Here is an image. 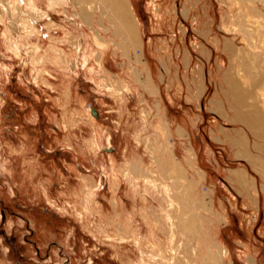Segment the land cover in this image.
Segmentation results:
<instances>
[{"label":"rangeland","instance_id":"1","mask_svg":"<svg viewBox=\"0 0 264 264\" xmlns=\"http://www.w3.org/2000/svg\"><path fill=\"white\" fill-rule=\"evenodd\" d=\"M124 1L0 0V264H264V0Z\"/></svg>","mask_w":264,"mask_h":264},{"label":"bare ground","instance_id":"2","mask_svg":"<svg viewBox=\"0 0 264 264\" xmlns=\"http://www.w3.org/2000/svg\"><path fill=\"white\" fill-rule=\"evenodd\" d=\"M13 3L14 0H12V2L9 0L7 5L12 6ZM109 11L111 21L115 26L116 32L124 35L125 39L129 40L132 46L138 49L137 22L132 16L129 5L124 0H112ZM82 17L84 19H88L89 12L84 10ZM225 48L226 50L235 51L234 44L232 43H225ZM249 78L250 81L253 82V76L249 74ZM223 79L224 82L228 84V90H230L232 97L236 103L239 104V107L246 109V112H244L239 107H236V117L240 122L246 125L247 128L254 131L257 136L264 137V115L262 116L260 114V109L255 102L247 103L246 97L248 96V91L244 88V82L240 80L236 73H226L223 75ZM243 169H237L234 173L239 180L244 179L247 175Z\"/></svg>","mask_w":264,"mask_h":264},{"label":"crops","instance_id":"3","mask_svg":"<svg viewBox=\"0 0 264 264\" xmlns=\"http://www.w3.org/2000/svg\"><path fill=\"white\" fill-rule=\"evenodd\" d=\"M226 49V48H225ZM228 87V86H227ZM225 111V115H228L229 113L226 111V110H224Z\"/></svg>","mask_w":264,"mask_h":264}]
</instances>
